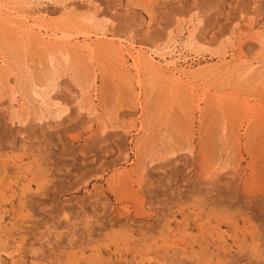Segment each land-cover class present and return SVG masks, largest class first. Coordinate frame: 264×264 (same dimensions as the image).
<instances>
[{"label": "rangeland", "instance_id": "374dc122", "mask_svg": "<svg viewBox=\"0 0 264 264\" xmlns=\"http://www.w3.org/2000/svg\"><path fill=\"white\" fill-rule=\"evenodd\" d=\"M164 1L0 0V264H264V0Z\"/></svg>", "mask_w": 264, "mask_h": 264}, {"label": "bare ground", "instance_id": "6f19581e", "mask_svg": "<svg viewBox=\"0 0 264 264\" xmlns=\"http://www.w3.org/2000/svg\"><path fill=\"white\" fill-rule=\"evenodd\" d=\"M167 1V0H166ZM166 1H164V2H166ZM154 18V17H153ZM198 35L197 34H194L193 35V37H197ZM196 40H198L197 38H196ZM57 86V85H56ZM22 172V171H21ZM23 173V172H22ZM36 179H37V177H36ZM34 180V179H33ZM38 180V179H37ZM38 190V189H37ZM14 191V190H13ZM28 191V190H27ZM2 200V199H1ZM17 211V210H16ZM8 214V213H7ZM31 216V215H30ZM2 221V220H1Z\"/></svg>", "mask_w": 264, "mask_h": 264}]
</instances>
